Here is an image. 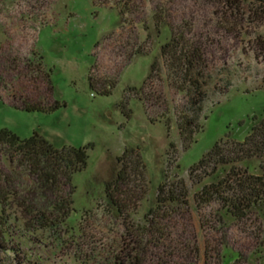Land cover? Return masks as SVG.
<instances>
[{
    "label": "rangeland",
    "instance_id": "obj_1",
    "mask_svg": "<svg viewBox=\"0 0 264 264\" xmlns=\"http://www.w3.org/2000/svg\"><path fill=\"white\" fill-rule=\"evenodd\" d=\"M235 2L237 11L221 0H0V129L87 154L52 188L0 145V264H264L263 208L238 221L196 201L227 166L189 174L264 111V13L247 11L264 1ZM171 38L195 45L204 63L189 140L179 125L192 116L186 85L161 49ZM178 181L182 201L158 203V186ZM149 226L161 234L147 232L137 252L129 235Z\"/></svg>",
    "mask_w": 264,
    "mask_h": 264
},
{
    "label": "trees",
    "instance_id": "obj_2",
    "mask_svg": "<svg viewBox=\"0 0 264 264\" xmlns=\"http://www.w3.org/2000/svg\"><path fill=\"white\" fill-rule=\"evenodd\" d=\"M221 1L233 11L239 10L240 4L235 0ZM247 11L249 14L264 13V4L259 6L249 3ZM174 40L171 38L170 43L164 44L161 49L163 51L164 47H168V51H166L168 57L166 56L165 60L169 63L171 70L175 69L178 73V79L186 85V94L189 96L187 110L192 112V116L182 117L183 123L179 125L180 134H185L186 139L189 140L193 134L192 128H195L197 112L201 109L200 102L203 93H200L201 83L199 81L203 78L201 72L204 63L199 49L195 45H192L188 40L182 44ZM177 44L180 45H178V49H175ZM22 107L26 110L43 109L42 106L26 103ZM0 145H5L9 150L20 154V160L27 161L41 183L49 184L52 188L56 186L59 178H64L68 182L70 176L82 170L87 162L86 146H68L57 149L36 132L27 138L20 139L12 131L2 128L0 129ZM185 147L187 146L185 145ZM250 160L258 161L259 171L257 173L251 171L247 165V161ZM241 163L243 166L239 165ZM224 166L228 167L225 174L216 181L203 184L195 195L196 201L200 204L217 202L221 208L238 221L247 218L250 210L256 206L264 210V111L242 141H236L229 137L217 140L210 150L205 152L196 163L189 166V174L200 172L209 176L214 174L219 167ZM121 177L122 175L118 172L111 181L112 184L119 182ZM185 195V188L182 182L178 181L169 187L159 185L156 199L158 203H178ZM106 196L112 202L113 196ZM112 204L114 205L113 202ZM156 217H158L157 214L153 213L150 221L155 222ZM147 232L152 238L161 234L157 227L151 229L149 226L141 230L137 229L129 235V239L133 243H137V252L143 253L142 246L150 243L151 239L145 238ZM4 242V234L0 230V248L2 249H6ZM164 263L157 261L156 264Z\"/></svg>",
    "mask_w": 264,
    "mask_h": 264
}]
</instances>
